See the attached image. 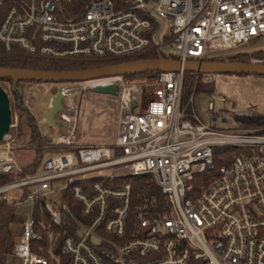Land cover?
Segmentation results:
<instances>
[{
	"label": "built area",
	"instance_id": "2783aa9c",
	"mask_svg": "<svg viewBox=\"0 0 264 264\" xmlns=\"http://www.w3.org/2000/svg\"><path fill=\"white\" fill-rule=\"evenodd\" d=\"M80 1L0 0L2 56L107 63L99 68L158 58L203 63L221 61L226 56L215 52L264 34V0ZM184 73L58 84L0 80L11 108L36 118L40 148L59 149L35 171L0 186V200L22 189L27 194L15 208L32 205L14 257L22 264H60L62 256L66 264H264L263 129H213L215 98L209 123L202 122L190 111L193 96L182 101ZM111 85L116 94L108 96L119 104L114 141L76 145L77 99ZM58 94L62 110L50 127L45 115ZM32 100L42 106L39 120ZM17 127L12 111L10 132L0 142V173H23L14 157ZM64 128L70 139H58ZM219 148L226 153L216 167ZM140 176L152 179L159 197L151 187L135 192L130 181H117ZM56 191L63 193L59 206L50 198ZM62 227L64 237L56 230ZM36 228L46 236V246L38 248L44 256L31 250L40 238Z\"/></svg>",
	"mask_w": 264,
	"mask_h": 264
},
{
	"label": "rangeland",
	"instance_id": "374dc122",
	"mask_svg": "<svg viewBox=\"0 0 264 264\" xmlns=\"http://www.w3.org/2000/svg\"><path fill=\"white\" fill-rule=\"evenodd\" d=\"M264 51V34L253 37L248 43L238 45L234 50L215 52L219 55H251L256 51ZM24 58H21V61ZM216 76L214 82L213 76ZM194 79L193 90L190 95L193 96V104L190 111L193 112L202 122L209 123L208 105L214 99V110L212 116L216 121H211V127L216 130H254L240 127L234 120L235 116H264V77L259 76H242L230 74H196ZM23 81L19 82V85ZM52 88V87H51ZM50 88V89H51ZM194 88H197L194 93ZM55 88H52L54 90ZM40 89V92H43ZM48 92V88H47ZM220 98H224L225 102L221 103ZM183 103H186L183 100ZM32 111L39 120L42 116V106L37 104L35 100L31 103ZM118 101L115 97L102 95L88 91L83 93L77 99L78 115L75 121L73 137L76 145H107L114 141L116 136V125L118 115ZM17 114L18 127L13 130L16 136L15 144L18 146L14 150V157L20 168H27L32 163L38 161L37 145L30 140L29 123H27V115L20 116L18 108H11ZM30 113L28 112V115ZM30 116V115H29ZM228 116L230 119L223 122L222 118ZM38 126L36 118H33ZM212 119V118H211ZM38 131V130H37ZM58 149L46 150L41 155V164L49 157L52 152ZM215 157H219L223 151L221 148L216 149ZM217 160H215V165ZM216 167H218L216 165ZM6 184V183H5ZM4 185V184H2ZM0 185V186H2ZM22 189L12 190L6 193L8 201L18 202L22 200ZM63 193L56 191L51 194L50 198L55 205L61 203ZM3 201V200H2ZM32 205L29 202H20L9 223V232L11 240L9 244V253L12 255L13 245L20 237L22 221L25 214L30 211ZM21 214V215H19Z\"/></svg>",
	"mask_w": 264,
	"mask_h": 264
},
{
	"label": "trees",
	"instance_id": "16d2710c",
	"mask_svg": "<svg viewBox=\"0 0 264 264\" xmlns=\"http://www.w3.org/2000/svg\"><path fill=\"white\" fill-rule=\"evenodd\" d=\"M88 0H81L80 3L84 4ZM156 57H145L144 59H155ZM253 60H261L264 61V51H256L251 55L248 54H236L229 55L222 59V62H238V63H251ZM107 63L101 62H65V61H52V60H42V59H13L8 57H3L2 52L0 51V68L5 69H23V70H34V71H46V72H72V71H85L90 69H96L101 66L106 65ZM155 72H148L143 74L136 75H126L125 77H133V76H141L146 74H151ZM195 73L185 72L183 79V100L186 102L190 98V95L193 90L194 79L196 78ZM0 80H9L10 79H0ZM197 88H194V93H196ZM20 116L26 114L27 115V123H29L28 129L30 134V140L33 144L37 145V153H38V161L32 163L27 168L23 169V173H0V185L18 179L25 175V173H29L35 171L41 161V155L46 151L40 148L42 140L40 135L38 134L36 124L34 119L28 115V112L24 108H18ZM234 120L243 128L249 129H263L264 132V116H235ZM59 151V149L57 150ZM222 154H225L226 151L221 149ZM228 152V151H227ZM217 163L216 165L219 167L223 164L221 159L216 157ZM118 182L130 181L133 185V190L139 191L143 186L151 187V193L157 195L159 194L152 187V179L149 176H140L138 178H120L117 180ZM27 192H23L22 199L25 198ZM68 197V194H66ZM68 204L72 205V201L67 198ZM16 211L15 202H5L0 200V264H22V261L9 253V244L11 240V235L9 232V223ZM35 220L39 219V210L36 208L34 211ZM45 221L48 224L49 219L48 215H45ZM56 230L60 231L61 236L64 237L66 234L64 233L66 228H56ZM36 232L39 235V240H33L31 242V250L33 253L43 255V253L38 251L39 247L46 246L47 240L46 236L40 231V229L36 228ZM61 245L60 240L54 246L53 252L60 253ZM67 258L62 256V261L60 264H66Z\"/></svg>",
	"mask_w": 264,
	"mask_h": 264
},
{
	"label": "water",
	"instance_id": "95a60500",
	"mask_svg": "<svg viewBox=\"0 0 264 264\" xmlns=\"http://www.w3.org/2000/svg\"><path fill=\"white\" fill-rule=\"evenodd\" d=\"M190 72L195 74H230L242 76L264 77V64L238 63V62H186L181 63L175 60H142L129 63H122L110 67L90 69L85 71L72 72H46L23 69L0 68V79H10L15 83L20 81L37 83H65V82H86L112 76L136 75L148 72ZM94 93L102 95H115L114 85L96 87ZM62 110L61 94L56 95L52 100V109L45 115L50 127L55 124V115ZM12 125V111L7 93L0 87V142L10 132Z\"/></svg>",
	"mask_w": 264,
	"mask_h": 264
},
{
	"label": "bare ground",
	"instance_id": "6f19581e",
	"mask_svg": "<svg viewBox=\"0 0 264 264\" xmlns=\"http://www.w3.org/2000/svg\"><path fill=\"white\" fill-rule=\"evenodd\" d=\"M48 87H51V86H47V88ZM48 93H52V91L48 90ZM62 137L66 138V139H70V137H71L69 131L65 130V128L60 132L58 139H61ZM53 140H55V136H54ZM3 157L5 158L6 155H3ZM130 169H131V167H130ZM128 170H129V168H126V169H123L122 171H128Z\"/></svg>",
	"mask_w": 264,
	"mask_h": 264
},
{
	"label": "crops",
	"instance_id": "0c3cea01",
	"mask_svg": "<svg viewBox=\"0 0 264 264\" xmlns=\"http://www.w3.org/2000/svg\"><path fill=\"white\" fill-rule=\"evenodd\" d=\"M73 136V135H72ZM74 138V137H73ZM19 215H21V214H19Z\"/></svg>",
	"mask_w": 264,
	"mask_h": 264
}]
</instances>
